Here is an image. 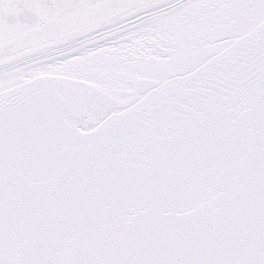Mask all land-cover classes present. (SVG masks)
<instances>
[{
  "label": "snow or ice",
  "instance_id": "1",
  "mask_svg": "<svg viewBox=\"0 0 264 264\" xmlns=\"http://www.w3.org/2000/svg\"><path fill=\"white\" fill-rule=\"evenodd\" d=\"M0 264H264V0H0Z\"/></svg>",
  "mask_w": 264,
  "mask_h": 264
}]
</instances>
